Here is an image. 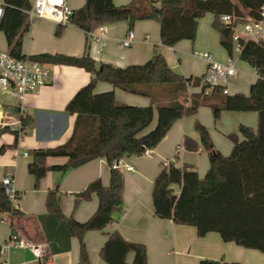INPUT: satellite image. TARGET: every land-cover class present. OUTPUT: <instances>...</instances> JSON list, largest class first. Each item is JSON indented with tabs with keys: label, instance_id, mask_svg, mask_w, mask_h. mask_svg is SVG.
Segmentation results:
<instances>
[{
	"label": "trees",
	"instance_id": "trees-1",
	"mask_svg": "<svg viewBox=\"0 0 264 264\" xmlns=\"http://www.w3.org/2000/svg\"><path fill=\"white\" fill-rule=\"evenodd\" d=\"M264 0H131L125 5H115L113 0H84L71 9L67 23L85 32L95 30L98 25L126 21L128 29L136 21L154 20L160 25L159 38L162 44L174 46L182 39L193 41L197 21L211 12L212 27L217 31L223 49L232 54L233 24L220 21V16L230 14L233 23L242 22L244 17L257 18ZM30 0H3V14L0 31L3 32L7 51L14 57L66 64L84 68L91 73L89 82L80 87L65 106V111L75 115L69 139L56 147L36 148L30 151L27 165L33 176V186L48 171L64 174L89 160L104 157L110 167L108 185L99 178L91 180L85 188L74 193L73 210L83 200L97 195V207L85 221H77L72 214L65 215L60 207L57 187L48 189L45 207L48 212L64 220L71 236L78 241L77 264H90L84 234L89 230H103L113 221V212L122 200L124 175L119 169H112L114 159L124 155H141L147 147H155L173 125L184 116L195 115L199 104L212 107L214 119L222 110L255 111L257 128L240 125L242 140L235 134H228L233 145L227 155L220 153L210 138L207 127L195 120L194 128L200 142L184 135L181 147L196 152L200 146L208 155L209 166L200 177L192 165L184 163L177 167L173 163L160 168L152 183V205L154 214L174 223L192 225L197 236L216 231L226 242L234 241L246 249L252 248L264 253V39L242 40L238 54L256 72L257 78L250 85L248 94L223 93L221 86H213L205 94L207 84L201 92L195 93L186 104L187 86L199 83L201 77H185L171 70L162 53H154L143 64H128L126 67L95 60L88 53L86 40L84 51L79 56L60 53H38L25 55L22 52L23 35L30 22L26 11ZM65 25L58 24L55 34L59 35ZM98 81H105L125 92L149 96L155 101L151 105L137 106L119 103L113 91L94 92ZM153 86L161 87L154 95ZM164 100H159L161 96ZM158 97V98H157ZM151 128V123L154 121ZM28 117L21 118V128L11 130L0 128V133L11 131L15 136L24 131ZM2 149V148H1ZM49 156H64L62 164L48 165ZM177 187L178 191L175 189ZM20 197V193H16ZM20 214L0 185V220L3 214ZM132 253L131 262L127 254ZM106 264H147L146 247L138 241L125 240L118 230L108 233L99 251ZM199 264H245L232 261L201 259Z\"/></svg>",
	"mask_w": 264,
	"mask_h": 264
},
{
	"label": "crops",
	"instance_id": "crops-1",
	"mask_svg": "<svg viewBox=\"0 0 264 264\" xmlns=\"http://www.w3.org/2000/svg\"><path fill=\"white\" fill-rule=\"evenodd\" d=\"M32 1V0H30ZM131 0H113L115 5H125ZM3 2V0H0ZM84 0H75L71 9L78 8ZM211 12L197 21V30L193 41L182 39L174 46L162 44L159 38L160 25L154 20L136 21L132 26L133 43L128 48L118 45L117 40L129 31L126 21L104 24L108 40L100 49L99 43L89 39L85 32L73 25H65L59 35L55 34L58 25L49 19L30 22L29 29L23 35L22 52L25 55L38 53H60L79 56L88 41V53L96 63L105 62L119 67L128 64H143L154 53H162L168 60L169 67L175 73L185 77L204 76L206 62L195 52H207L218 61L225 62L232 58L236 74L230 76L224 88L227 93L248 94L250 85L256 80L254 69L232 51L231 55L220 44L217 31L212 27ZM145 34L148 35L145 38ZM5 36L0 31V51H6ZM195 60L198 61V63ZM53 80L33 93L27 94L23 104L27 111L28 123L15 142L14 134L5 130L0 133V185L8 172L13 176V188L20 197L14 206L20 214H3L0 220V243L9 237L26 241L42 242L46 245L48 255L45 264H77L78 241L69 233L67 223L55 214L47 211L45 196L48 189L57 187L59 202L65 215L72 214L77 221L87 220L97 207V195L92 194L89 200H83L73 210L74 193L82 190L93 179L99 178L103 185H108L110 167L104 157H97L71 169L64 174L59 171H48L39 182L38 188L33 186V176L29 174L27 165L31 160L30 151L36 148H51L65 143L73 129L75 115L67 113L65 106L75 92L86 85L91 73L82 67L66 64H50ZM203 78L199 83L191 82L187 86L186 104L195 93L201 92ZM223 88V87H222ZM113 91L119 103L126 105L155 108V101L149 96L125 92L105 81H98L94 92ZM154 95L161 92V87L153 86ZM212 89L205 88L210 94ZM226 93V94H227ZM166 97V96H165ZM162 95L159 100H164ZM19 99L0 89V117L11 119L17 116ZM195 120L204 124L216 149L223 155L229 153L233 142L227 137L232 133L242 140L240 125L257 128L255 111L222 110L218 119H214L212 107L206 103L199 104L193 116H184L173 122L161 141L147 155H124L126 162L133 166L131 171L121 170L124 175L122 200L113 212V221L103 230H89L84 234L90 264H106L99 251L108 233L118 230L125 240L138 241L145 245L147 264H199L201 259L232 261L245 264H264V253L252 248H244L234 241L226 242L216 231L197 236L192 225L174 223L169 218H159L154 214L152 205V183L158 174L161 163L172 160L177 167L184 163L192 165L202 177L209 166L208 155L204 149L196 152L187 151L180 145L184 135L200 142L194 128ZM151 123V128L155 125ZM0 128L1 125H0ZM2 148V149H1ZM28 152L24 155L23 152ZM64 156H49L48 165L62 164ZM175 189L178 191L177 187ZM3 219V220H2ZM7 264H38L35 252L29 247H10L5 255ZM133 254H127L131 262Z\"/></svg>",
	"mask_w": 264,
	"mask_h": 264
},
{
	"label": "built area",
	"instance_id": "built-area-1",
	"mask_svg": "<svg viewBox=\"0 0 264 264\" xmlns=\"http://www.w3.org/2000/svg\"><path fill=\"white\" fill-rule=\"evenodd\" d=\"M70 9L67 7V0H59L58 3L53 0H32L30 8L26 11L29 22H34L39 19H49L60 25H67V16ZM3 14V2H0V19ZM234 17L230 14L220 16L222 23L233 24V51L239 53L241 50L242 40L264 39V2L260 5L259 14L257 18L246 16L242 22L233 23ZM239 28V32H237ZM89 39L99 43L100 49L106 45L108 40L106 26L104 24L98 25L95 30L87 32ZM134 32L129 30L127 34L117 40L118 45L123 48H128L133 43ZM148 35L145 34V38ZM171 49V47H168ZM198 57H201L206 62L205 74L203 76L204 83L207 88L211 89L213 86L223 87V93H227L224 88L230 76L236 74V68L233 59L230 57L225 62L218 61L207 52H195ZM53 74L49 63L35 61L25 58H17L12 56L7 50L0 51V89L3 93H9L16 96L20 105L17 111V118L11 122H6L0 117L1 127H8L11 130H18L22 126L21 118L26 117L27 111L23 104L24 98L27 94L33 93L40 87L51 83ZM153 149L147 147L143 150L141 155L151 154ZM24 151L23 154L27 155ZM126 157L121 156L114 159L111 168L119 170L131 171L133 166L126 162ZM173 163L172 160L166 159L161 163V167L168 166ZM3 186L6 195L14 203L16 200V193L13 188V176L11 172L3 178ZM14 205V204H13ZM3 220V219H2ZM10 247H29L35 254L38 264H45V257L48 255L46 245L42 242L26 241L17 239L15 236L9 237L5 242L0 243V257L5 255ZM0 264H7L5 259H1Z\"/></svg>",
	"mask_w": 264,
	"mask_h": 264
},
{
	"label": "rangeland",
	"instance_id": "rangeland-1",
	"mask_svg": "<svg viewBox=\"0 0 264 264\" xmlns=\"http://www.w3.org/2000/svg\"><path fill=\"white\" fill-rule=\"evenodd\" d=\"M74 4H75V0H67V7H68V9L72 8L74 6ZM236 31L239 32V28H237ZM195 61L198 63V61H201V60H195ZM15 118H17V116L12 117L11 119L5 117L3 120L8 123V122L13 121ZM227 154H225V155H227Z\"/></svg>",
	"mask_w": 264,
	"mask_h": 264
},
{
	"label": "snow or ice",
	"instance_id": "snow-or-ice-1",
	"mask_svg": "<svg viewBox=\"0 0 264 264\" xmlns=\"http://www.w3.org/2000/svg\"><path fill=\"white\" fill-rule=\"evenodd\" d=\"M53 2H56V3H58V2H59V0H53Z\"/></svg>",
	"mask_w": 264,
	"mask_h": 264
}]
</instances>
